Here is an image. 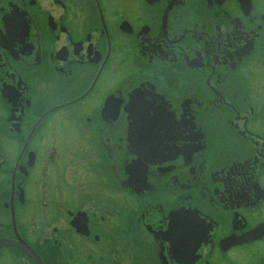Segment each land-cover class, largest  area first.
<instances>
[{
    "label": "flooded vegetation",
    "instance_id": "flooded-vegetation-1",
    "mask_svg": "<svg viewBox=\"0 0 264 264\" xmlns=\"http://www.w3.org/2000/svg\"><path fill=\"white\" fill-rule=\"evenodd\" d=\"M0 264H264V0H0Z\"/></svg>",
    "mask_w": 264,
    "mask_h": 264
}]
</instances>
